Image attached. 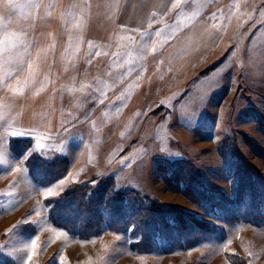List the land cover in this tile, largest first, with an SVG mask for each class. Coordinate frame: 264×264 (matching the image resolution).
<instances>
[{"label":"rangeland","instance_id":"obj_1","mask_svg":"<svg viewBox=\"0 0 264 264\" xmlns=\"http://www.w3.org/2000/svg\"><path fill=\"white\" fill-rule=\"evenodd\" d=\"M125 2L94 4L88 31L75 33L87 43L80 64L48 63L56 43H68L61 25L31 32V23H20L26 16L0 21V39L16 32L17 49L47 63L32 64L29 84L19 75L25 100L42 83L51 93V79L56 85L64 72L81 75L57 87L52 129L0 126V264H26L36 237L31 264H264V0H128V17L139 24L160 11L133 31L117 15ZM32 43H42L33 54ZM18 66L7 68L15 74ZM32 97L29 118L34 109L44 113L43 100L50 116L51 94L50 104L48 95ZM33 161L67 170L50 180L59 167L35 176ZM178 161L194 168L193 184L213 191L201 203L163 176L160 165ZM109 175L118 189L176 207L219 233L195 246L139 251L129 232L103 225L85 238L52 221L53 204L69 188L93 180L96 187ZM216 195L224 197L219 205L211 203Z\"/></svg>","mask_w":264,"mask_h":264},{"label":"trees","instance_id":"obj_2","mask_svg":"<svg viewBox=\"0 0 264 264\" xmlns=\"http://www.w3.org/2000/svg\"><path fill=\"white\" fill-rule=\"evenodd\" d=\"M166 164L160 165L165 179L195 201H201L204 191L213 192L199 187L198 182L193 184L197 177L193 176L195 170L185 161H178L176 166L168 168ZM57 166L58 162L52 164L32 162L35 176L40 172H46L51 177V168ZM66 170V166L59 167L50 180L63 176ZM244 176L241 173V185L246 182ZM44 180L43 178L42 181ZM93 182L95 181L71 187L62 196L60 195L59 200L51 208V219L56 225L85 238L97 235L102 226L107 225L109 229L118 232H129L134 239L133 246L139 251L155 250L161 246L166 250L195 246L202 240L219 233L216 226L203 223L193 215L184 214L176 207L162 206L148 201L146 196H142L134 189H118L112 175L104 177L96 187ZM217 197L224 199L223 195H216L215 199L211 200L213 205H219ZM180 225L184 229L182 234L177 233ZM200 229L203 233L195 234V231ZM175 233L176 240L173 239Z\"/></svg>","mask_w":264,"mask_h":264},{"label":"crops","instance_id":"obj_3","mask_svg":"<svg viewBox=\"0 0 264 264\" xmlns=\"http://www.w3.org/2000/svg\"><path fill=\"white\" fill-rule=\"evenodd\" d=\"M99 0H35L36 3L39 4V7L35 10L26 9L24 13H20L18 10H14L8 3V0H0V17L15 15L16 17H24L26 16V20L22 18L20 23L23 21L24 23H31V32H40L41 30L53 31L56 30H66L69 32V36H63L65 41L68 43H56L54 52L52 55L51 50V60L48 63L53 64V59L56 58L57 63H63L70 65L72 63H82L83 54L85 55L86 42L82 41L75 33H82L84 30L88 31V17L92 16V8L94 4L97 5ZM127 1L120 6L122 8L118 9V16L121 21V25L125 26L128 30H145L148 26L150 19L159 13L157 9L151 10L145 16H148L147 19L143 21H139L133 19V17H128L129 12L127 11ZM127 4V5H126ZM70 16L69 20L59 21L56 17L59 15ZM46 16H50L51 19H46ZM51 22V25H50ZM46 23V25H43ZM61 25V28H57ZM48 26V27H45ZM51 26V28H50ZM81 37L82 35L79 34ZM70 42V43H69ZM33 49L32 54L34 53V49L36 47L40 48L42 43H32ZM52 48V45H51ZM60 50L59 54L56 56L55 51ZM21 51V49L19 50ZM28 53L23 52V56L20 58H14L10 64H19V68L17 73L10 75H4L3 72H0V126L4 128H19L18 125L30 126L33 130L36 131H44L47 127L53 128L55 126V120L53 119V115L56 110V101L55 96L57 94V87L59 88L61 83L68 82L74 79H80L81 75L77 70V74L73 77L72 73L64 72L62 78H58L56 81V85L51 79V93L49 91L48 84L42 83L40 84L38 90L36 91H28L26 94H31L29 100H25V85H21L19 75H22L25 79V84H29V81L26 79H32V67L29 68L28 64H47L46 61L44 63L35 62V56H29ZM26 64V66H25ZM23 66V67H21ZM18 74V75H17ZM54 85L53 89L52 86ZM24 87V90H23ZM48 87V88H47ZM50 94H51V112L49 113V105L46 107V100L42 102L45 104L44 113H40L38 110L34 109L33 116L29 118L27 105L33 103L34 99L32 95H48V103L50 104ZM54 109V110H53Z\"/></svg>","mask_w":264,"mask_h":264},{"label":"snow or ice","instance_id":"obj_4","mask_svg":"<svg viewBox=\"0 0 264 264\" xmlns=\"http://www.w3.org/2000/svg\"><path fill=\"white\" fill-rule=\"evenodd\" d=\"M9 5L14 9L18 10L20 13H24L26 9H33L39 7V4L35 2V0H8ZM177 4H179V0H177ZM2 17H0V21H2ZM0 26H3L0 24ZM143 34V33H142ZM157 36L160 35V32L156 33ZM19 40V36L16 32H6L3 39H0V72H3L4 75H11V72L7 68L14 58H20L23 56V52L17 49V42ZM17 49L16 51H13ZM28 67L31 68V63L28 64ZM17 133H13L16 135ZM19 171V169H16ZM39 237L31 241L30 244V254L27 257L26 264H31L33 256L36 255L37 242Z\"/></svg>","mask_w":264,"mask_h":264},{"label":"bare ground","instance_id":"obj_5","mask_svg":"<svg viewBox=\"0 0 264 264\" xmlns=\"http://www.w3.org/2000/svg\"><path fill=\"white\" fill-rule=\"evenodd\" d=\"M250 136V135H249ZM259 145V144H258ZM262 149V147H260ZM35 182V181H34Z\"/></svg>","mask_w":264,"mask_h":264}]
</instances>
